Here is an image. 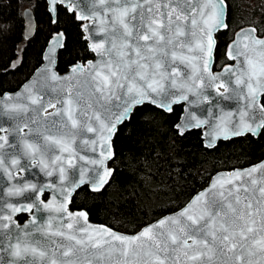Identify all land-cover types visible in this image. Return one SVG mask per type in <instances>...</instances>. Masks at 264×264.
<instances>
[{
    "label": "snow or ice",
    "instance_id": "obj_1",
    "mask_svg": "<svg viewBox=\"0 0 264 264\" xmlns=\"http://www.w3.org/2000/svg\"><path fill=\"white\" fill-rule=\"evenodd\" d=\"M15 8L0 23V264H264V0ZM117 187L142 216L93 221Z\"/></svg>",
    "mask_w": 264,
    "mask_h": 264
},
{
    "label": "trees",
    "instance_id": "obj_2",
    "mask_svg": "<svg viewBox=\"0 0 264 264\" xmlns=\"http://www.w3.org/2000/svg\"><path fill=\"white\" fill-rule=\"evenodd\" d=\"M237 0L238 4L241 7V10L246 9L251 3H256L258 0ZM21 4L23 6L29 4V0H20ZM9 0H0V23H3L7 19H11L16 15V8H15V0H13V7L9 9L8 7ZM246 14V12H245ZM43 40V36H41V41ZM8 43H11V39L8 40ZM34 51V50H33ZM22 76V73L20 74ZM18 77H9L6 83H8L9 87L14 88L16 85V80ZM260 154V150L257 149L256 155ZM193 163H199V153H197L196 158L193 160ZM132 178L121 174V181L122 182H128L131 181ZM134 183V181H133ZM131 188L128 189V192H131ZM144 195L147 199L144 200L145 203L150 202L151 195L145 190ZM111 196L113 197L112 201H104L102 203H98L97 206L92 211L91 219L95 222H103L107 219L111 218L112 212L114 209L118 208L119 212L124 215H132V216H142V213L137 210L135 207V202L131 197H128L127 200H125V197L127 196V193L123 190L122 187L114 188L111 191ZM116 201H119V204L116 203Z\"/></svg>",
    "mask_w": 264,
    "mask_h": 264
},
{
    "label": "rangeland",
    "instance_id": "obj_3",
    "mask_svg": "<svg viewBox=\"0 0 264 264\" xmlns=\"http://www.w3.org/2000/svg\"><path fill=\"white\" fill-rule=\"evenodd\" d=\"M252 1H253V0H252ZM247 2H249V0H248ZM24 7H27V5H25Z\"/></svg>",
    "mask_w": 264,
    "mask_h": 264
}]
</instances>
